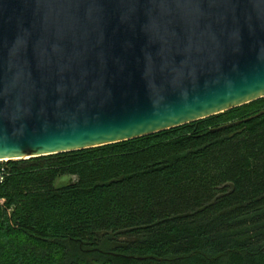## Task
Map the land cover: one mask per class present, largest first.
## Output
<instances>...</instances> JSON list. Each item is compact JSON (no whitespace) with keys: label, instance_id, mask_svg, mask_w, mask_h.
<instances>
[{"label":"water","instance_id":"95a60500","mask_svg":"<svg viewBox=\"0 0 264 264\" xmlns=\"http://www.w3.org/2000/svg\"><path fill=\"white\" fill-rule=\"evenodd\" d=\"M264 97V0H0V161Z\"/></svg>","mask_w":264,"mask_h":264},{"label":"trees","instance_id":"16d2710c","mask_svg":"<svg viewBox=\"0 0 264 264\" xmlns=\"http://www.w3.org/2000/svg\"><path fill=\"white\" fill-rule=\"evenodd\" d=\"M2 167L0 264H264V97Z\"/></svg>","mask_w":264,"mask_h":264},{"label":"rangeland","instance_id":"374dc122","mask_svg":"<svg viewBox=\"0 0 264 264\" xmlns=\"http://www.w3.org/2000/svg\"><path fill=\"white\" fill-rule=\"evenodd\" d=\"M3 162H4V160L0 161V163H3ZM68 179H69L68 176L59 177L58 179H56L55 185L56 186L64 185V184H66V182L68 181Z\"/></svg>","mask_w":264,"mask_h":264},{"label":"built area","instance_id":"2783aa9c","mask_svg":"<svg viewBox=\"0 0 264 264\" xmlns=\"http://www.w3.org/2000/svg\"><path fill=\"white\" fill-rule=\"evenodd\" d=\"M2 161V160H1ZM5 169L2 167L0 169V182L4 179V176H5Z\"/></svg>","mask_w":264,"mask_h":264}]
</instances>
